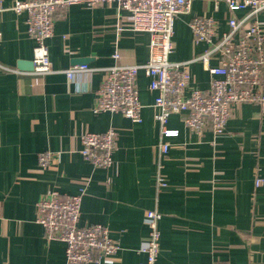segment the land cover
I'll return each instance as SVG.
<instances>
[{"label":"crops","instance_id":"1","mask_svg":"<svg viewBox=\"0 0 264 264\" xmlns=\"http://www.w3.org/2000/svg\"><path fill=\"white\" fill-rule=\"evenodd\" d=\"M18 1L24 0L0 3L10 8ZM246 14L231 13L224 2L195 0L191 14L175 21L171 60L190 61L207 49L194 44L193 17L214 18L223 34L231 17ZM127 16L122 12L125 25ZM117 17L116 7L106 5L59 11L47 42L52 72L38 76L19 67L34 55L26 15L0 13V264H67L65 243L46 237L36 205L52 191L76 195L83 189L79 226H106L120 245L116 255L94 264L144 262L137 251L148 235L144 213L152 209L162 214L159 264H264V185L255 187L257 176L264 179V109L243 105L218 137L211 131L199 137L173 115L168 127L179 135L169 140L168 186L158 192L156 94L144 72L138 77L141 123L94 111L105 69L149 59V35L118 34ZM258 19L264 26V11ZM82 65L94 71L70 79L68 71ZM190 71L192 87L208 91L203 65L192 63ZM109 129L117 133L114 165L98 169L82 157L81 136ZM46 151L61 155L41 169L38 155Z\"/></svg>","mask_w":264,"mask_h":264},{"label":"built area","instance_id":"2","mask_svg":"<svg viewBox=\"0 0 264 264\" xmlns=\"http://www.w3.org/2000/svg\"><path fill=\"white\" fill-rule=\"evenodd\" d=\"M195 0H24L6 8L0 3V13L13 11L26 15L27 34L34 42L33 73L45 76L52 72L47 42L53 38L59 11L73 5L89 8L106 5L117 9L118 34L123 32L149 35V59L143 65H116L104 70L97 91L94 111L121 113L134 123L142 122L143 105L138 90L140 71L150 80L149 89L156 94L154 119L160 131L156 188L168 186L164 176V160L168 156L170 139L179 135L168 127L173 115L180 116L189 130L199 137L211 131L215 137L225 133L230 119L243 105L264 109V26L258 16L264 11V0H209L227 4L231 13L246 11L241 20L231 17L229 30L220 33L219 23L209 16L193 17L189 22L194 44L204 43L207 49L190 61H172L175 21L190 15ZM127 13L126 25L121 21ZM1 39V33H0ZM114 58L119 59L115 54ZM200 62L210 75L208 91L192 87V63ZM216 65H213V63ZM87 65L68 71L73 79L76 73H92ZM117 133L85 132L81 136L82 157L98 169L114 165ZM61 153L51 151L38 155L41 169L53 166ZM264 185V179L255 178V187ZM83 189L76 195L52 191L36 205V222L49 240L66 245L67 264L100 263L103 258L116 255L120 245L111 231L101 224L79 226L82 212ZM162 214L157 209L144 213L148 235L142 240L138 253L145 256L141 264H159Z\"/></svg>","mask_w":264,"mask_h":264},{"label":"water","instance_id":"3","mask_svg":"<svg viewBox=\"0 0 264 264\" xmlns=\"http://www.w3.org/2000/svg\"><path fill=\"white\" fill-rule=\"evenodd\" d=\"M82 64H84L86 61H81ZM19 67L21 70H25V71H33L34 70V64L32 61L26 62V61H21L19 63Z\"/></svg>","mask_w":264,"mask_h":264}]
</instances>
